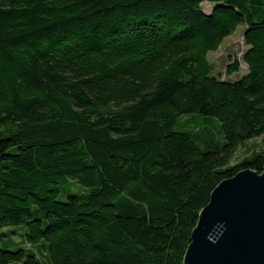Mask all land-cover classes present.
<instances>
[{
	"label": "trees",
	"instance_id": "obj_1",
	"mask_svg": "<svg viewBox=\"0 0 264 264\" xmlns=\"http://www.w3.org/2000/svg\"><path fill=\"white\" fill-rule=\"evenodd\" d=\"M240 26L248 73L222 80ZM256 139L264 0H0V264H184L215 188L263 173L264 149L232 165Z\"/></svg>",
	"mask_w": 264,
	"mask_h": 264
},
{
	"label": "water",
	"instance_id": "obj_2",
	"mask_svg": "<svg viewBox=\"0 0 264 264\" xmlns=\"http://www.w3.org/2000/svg\"><path fill=\"white\" fill-rule=\"evenodd\" d=\"M184 264H264V171L240 172L215 188Z\"/></svg>",
	"mask_w": 264,
	"mask_h": 264
},
{
	"label": "rangeland",
	"instance_id": "obj_3",
	"mask_svg": "<svg viewBox=\"0 0 264 264\" xmlns=\"http://www.w3.org/2000/svg\"><path fill=\"white\" fill-rule=\"evenodd\" d=\"M216 6L217 4L206 2L202 5V9L206 14H211ZM245 30L246 26H240L231 37L225 40L217 52L210 53L208 55V60L213 66V74L215 77H219L222 80L230 82H236L247 75L248 67L244 61V55L248 50V47L244 41ZM234 62L239 63V72L228 75L227 67L229 65H233ZM180 126L184 131L192 133L197 131L203 132L204 130H207V132L211 135L209 141L207 138L203 137L198 142V145L203 151L208 150L209 146L216 147L223 140V136L220 132L221 124L215 118H207L200 115L187 116L181 119ZM212 149L216 150V148ZM263 149L264 144L262 139L249 141L244 147H241L237 150L233 158L232 165L241 162L243 159L250 157L255 153L262 152ZM77 191H79V189L74 188V192ZM61 199L64 200L63 198ZM13 239L15 243L20 245L19 247L29 248L27 244L22 243L20 236H13ZM11 250H15V248H11ZM42 254L45 256L44 252Z\"/></svg>",
	"mask_w": 264,
	"mask_h": 264
}]
</instances>
